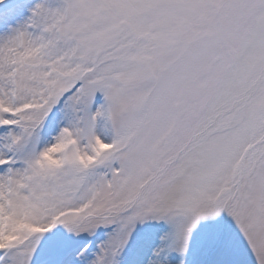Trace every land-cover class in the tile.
Listing matches in <instances>:
<instances>
[{
  "label": "snow or ice",
  "instance_id": "obj_1",
  "mask_svg": "<svg viewBox=\"0 0 264 264\" xmlns=\"http://www.w3.org/2000/svg\"><path fill=\"white\" fill-rule=\"evenodd\" d=\"M0 264H264V0H0Z\"/></svg>",
  "mask_w": 264,
  "mask_h": 264
}]
</instances>
